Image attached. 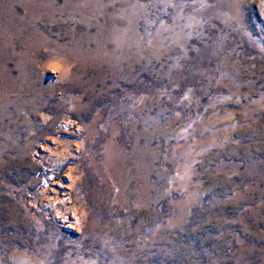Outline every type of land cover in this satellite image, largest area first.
<instances>
[{"label": "rangeland", "instance_id": "1", "mask_svg": "<svg viewBox=\"0 0 264 264\" xmlns=\"http://www.w3.org/2000/svg\"><path fill=\"white\" fill-rule=\"evenodd\" d=\"M0 264H264V0H0Z\"/></svg>", "mask_w": 264, "mask_h": 264}]
</instances>
